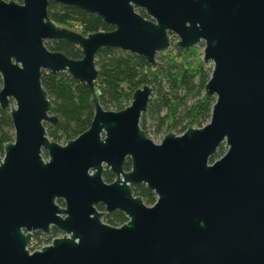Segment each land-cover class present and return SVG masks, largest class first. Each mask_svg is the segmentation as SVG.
<instances>
[{
	"label": "water",
	"instance_id": "1",
	"mask_svg": "<svg viewBox=\"0 0 264 264\" xmlns=\"http://www.w3.org/2000/svg\"><path fill=\"white\" fill-rule=\"evenodd\" d=\"M50 2L96 14L113 30L84 36L58 27ZM46 42L74 45L82 58ZM200 43L202 62L212 64L204 95L214 99L201 128L169 130L154 143L139 125L149 85L123 110L101 107L98 50L132 53L155 68L172 46ZM43 71L66 73L90 93V126L64 145L46 132L57 118ZM0 78V108L14 132L0 157V264H264V0H0ZM134 185L151 191L154 204ZM113 211L127 221L104 223ZM51 228L61 237L30 253L33 233L51 237Z\"/></svg>",
	"mask_w": 264,
	"mask_h": 264
},
{
	"label": "trees",
	"instance_id": "2",
	"mask_svg": "<svg viewBox=\"0 0 264 264\" xmlns=\"http://www.w3.org/2000/svg\"><path fill=\"white\" fill-rule=\"evenodd\" d=\"M47 15L58 27L72 30L73 26H80L82 35L113 30L102 22L100 16L74 6L50 2ZM45 46L49 51L62 53L73 60L82 58L81 50L69 43L46 42ZM171 49L157 55L155 68L148 65L143 57L132 53L113 48L98 50L95 55V90L101 107L106 111L123 110L126 108L123 104L131 101L137 89L149 85L153 97L139 124L145 134L148 118L155 121L157 132L166 127V133L169 130L178 131L177 135L183 133L188 126L201 128L208 123L214 99L206 98L204 87L210 78L211 68L205 66L195 49L182 51L174 46ZM41 85L52 103V114L57 118L56 125H45L49 139L65 144L89 128L94 108L86 85L73 81L66 73L51 74L46 71L42 72ZM13 138L9 111L0 108V157L3 156L4 145L13 141ZM223 152L224 147L220 146L210 162L218 159ZM43 156L46 157V154ZM129 169L130 163L127 161L125 170ZM102 177L106 183L114 180L108 170L103 172ZM131 188L133 194L141 197L145 205L151 206L156 201L155 195L144 185H134ZM125 221L122 214L106 219L108 225L115 227ZM59 234L54 230L52 238ZM41 236L39 233L35 239L39 240ZM50 239L51 237L44 238L45 241Z\"/></svg>",
	"mask_w": 264,
	"mask_h": 264
},
{
	"label": "rangeland",
	"instance_id": "3",
	"mask_svg": "<svg viewBox=\"0 0 264 264\" xmlns=\"http://www.w3.org/2000/svg\"><path fill=\"white\" fill-rule=\"evenodd\" d=\"M76 26V25H75ZM72 27L73 31L77 32V33H80V30L79 29H74V27ZM85 36V35H84ZM172 42L176 41L177 38L175 36H172ZM172 48V47H171ZM169 49L168 51L172 50V49ZM196 51V54L199 56V58L202 60L203 58V50H204V45L202 43L198 44L195 48H194ZM175 54V52H173ZM205 66H207L208 68H212V64L211 63H208L206 64ZM153 97V92H152V95H151V98ZM130 105V102H127V103H124L123 106H126L128 107ZM47 126H50V125H47ZM174 133H178V131H174ZM146 135L148 138H150L154 143L156 144H159L163 137L166 135V127H163L161 129L160 132H157L156 131V125H155V121L154 120H151V119H147L146 121ZM60 145H64L63 142H60L59 143ZM43 158L46 160L47 158L45 156H43ZM104 223H106L104 220H102ZM58 237H61V234L58 235ZM44 238L45 235H44ZM43 237H41L39 240L38 239H35L33 238V240L31 241V243L29 244L28 246V249L29 251L31 252H34V251H38L40 250L39 247H44L46 245H49L51 240L53 238L50 239V241H45Z\"/></svg>",
	"mask_w": 264,
	"mask_h": 264
},
{
	"label": "flooded vegetation",
	"instance_id": "4",
	"mask_svg": "<svg viewBox=\"0 0 264 264\" xmlns=\"http://www.w3.org/2000/svg\"><path fill=\"white\" fill-rule=\"evenodd\" d=\"M136 12L139 14V15H144V18H146V15H145V13H144V11L143 10H141V9H136ZM143 17V16H142ZM105 170H108L107 168H105ZM104 170V171H105ZM103 175V174H102ZM103 178V177H102ZM113 182V181H112ZM57 204L59 205V206H61V207H63V203H62V201H57ZM96 209H97V211H99V212H104L105 210H104V207L102 206V205H97L96 206ZM116 214H121L120 212H118V211H113V212H110V213H108L107 214V216L103 219L105 222H106V219H108V218H113L114 216H116ZM123 215V214H122ZM123 217L125 218V216L123 215ZM126 219V218H125ZM126 221H127V219H126ZM125 221V222H126ZM124 222V223H125ZM124 223H122V224H124ZM107 224V223H106ZM121 224V225H122ZM54 230H56L55 228H51V238H52V234H53V231ZM40 232H35V233H33V237L34 238H36L37 236H38V234H39ZM43 237H44V235L42 234V233H40ZM41 236V237H42ZM41 237H39V238H41ZM46 237V236H45ZM46 238H50V237H46Z\"/></svg>",
	"mask_w": 264,
	"mask_h": 264
},
{
	"label": "built area",
	"instance_id": "5",
	"mask_svg": "<svg viewBox=\"0 0 264 264\" xmlns=\"http://www.w3.org/2000/svg\"><path fill=\"white\" fill-rule=\"evenodd\" d=\"M4 1H8V0H4ZM74 29H79L80 30V32H81V27L80 26H78V25H76L75 27H74ZM73 30V29H72ZM75 32V31H74ZM40 249H41V247H39ZM28 249V248H27ZM29 250V249H28ZM30 253H31V251H29Z\"/></svg>",
	"mask_w": 264,
	"mask_h": 264
}]
</instances>
